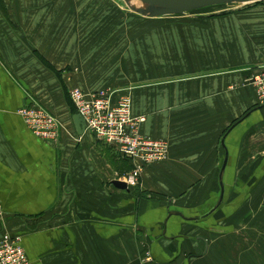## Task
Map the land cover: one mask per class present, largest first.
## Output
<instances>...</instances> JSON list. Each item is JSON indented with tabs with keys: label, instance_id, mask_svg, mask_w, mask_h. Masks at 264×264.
I'll return each mask as SVG.
<instances>
[{
	"label": "crops",
	"instance_id": "crops-1",
	"mask_svg": "<svg viewBox=\"0 0 264 264\" xmlns=\"http://www.w3.org/2000/svg\"><path fill=\"white\" fill-rule=\"evenodd\" d=\"M98 1L3 0L0 238L21 236L31 264H264V105L247 84L264 70V8L216 7L173 30L147 19L104 44L102 18L87 14ZM132 86L142 135L170 148L120 190L132 162L67 98ZM32 101L59 119L55 144L19 114Z\"/></svg>",
	"mask_w": 264,
	"mask_h": 264
},
{
	"label": "built area",
	"instance_id": "built-area-1",
	"mask_svg": "<svg viewBox=\"0 0 264 264\" xmlns=\"http://www.w3.org/2000/svg\"><path fill=\"white\" fill-rule=\"evenodd\" d=\"M247 84L257 92L259 103L264 105V70L252 75ZM113 90H100L93 93L75 88L70 91L71 101L76 111L84 119L88 131L98 141L114 148L118 154L129 159L133 171L121 178L128 188L140 184L147 166L159 164L168 159L169 143L148 138L141 133L145 117H135L132 113V100L129 96L115 99ZM19 114L32 132L45 142L55 144L62 128L58 118L39 103L32 101L23 107ZM5 211L0 197V223L5 221ZM0 264H31L22 244L21 236L4 232L0 238ZM140 264H154L150 254L142 258Z\"/></svg>",
	"mask_w": 264,
	"mask_h": 264
},
{
	"label": "rangeland",
	"instance_id": "rangeland-1",
	"mask_svg": "<svg viewBox=\"0 0 264 264\" xmlns=\"http://www.w3.org/2000/svg\"><path fill=\"white\" fill-rule=\"evenodd\" d=\"M259 9V8H264V3L262 5H256V4H252V5H225L224 7H221V9L219 10H225L224 12H222V15H227L230 13H247L249 11H253L254 9ZM87 14L88 15H93V16H97L98 18H102V28L96 32H100L103 31V40H104V44L108 43L109 40L106 41L107 37H110V33L111 31H119L122 32L123 30L127 28L129 29V32H131L132 30L140 31L142 28V24L146 23L147 19H151V18H146L140 14H137L133 11H131L127 5V3L125 2V0H99L97 2L96 5L93 6V8H88L87 9ZM215 11V9H207V10H199V11H194L191 13H187L185 15H180V16H169V17H164V18H156L155 20H159L162 22H165L166 24H168V26H171L170 28H167L169 30H173L174 26H178V25H192L191 21L196 20L198 16L204 15L205 14H210L213 13ZM132 16L135 19V23L132 20H129L128 18ZM117 19V21L115 23H113L115 20ZM129 20V22H128ZM154 20V19H151ZM122 35V34H121ZM120 35V36H121ZM126 35V34H125ZM137 36V35H135ZM106 41V42H105ZM141 43V41L139 39L134 40V44L137 47V44ZM132 50V48L130 49V51ZM132 52V51H131ZM118 55V54H117ZM119 56V55H118ZM108 56H104L103 60H104V67L105 68H111L113 69L114 67L112 65L109 64V62H107V58ZM114 65V62H113ZM135 86H132L130 88H104L102 90H113L115 91L116 95H119L118 98L120 97H124V96H129L132 100L131 97V90L134 88ZM133 107V104H132ZM140 117H142L140 115Z\"/></svg>",
	"mask_w": 264,
	"mask_h": 264
},
{
	"label": "water",
	"instance_id": "water-1",
	"mask_svg": "<svg viewBox=\"0 0 264 264\" xmlns=\"http://www.w3.org/2000/svg\"><path fill=\"white\" fill-rule=\"evenodd\" d=\"M125 2L131 11L146 18L156 19L185 15L209 7L252 5L264 0H125ZM114 186L120 190H128L127 184L121 181L114 182Z\"/></svg>",
	"mask_w": 264,
	"mask_h": 264
},
{
	"label": "trees",
	"instance_id": "trees-1",
	"mask_svg": "<svg viewBox=\"0 0 264 264\" xmlns=\"http://www.w3.org/2000/svg\"><path fill=\"white\" fill-rule=\"evenodd\" d=\"M264 2H261V3H257L256 5H262ZM221 7H224V6H217V8H221ZM216 7H209V8H205V9H203V10H207V9H215ZM0 9L2 10V11H4V6H3V0H0ZM213 17V16H212ZM41 60L43 61V63H44V65L47 67V68H49L50 70H52V71H54L53 69H52V67L48 64V62H46L44 59H42L41 58ZM55 72V71H54ZM57 74V73H56ZM67 91V90H66ZM67 100H68V105H69V107H70V109L72 110V111H76V109H75V107H74V105H73V103H72V101H71V99H70V95L68 94V98H67ZM51 113V112H50ZM124 159H126V160H128V162L130 161L129 159H127L126 157H123Z\"/></svg>",
	"mask_w": 264,
	"mask_h": 264
}]
</instances>
